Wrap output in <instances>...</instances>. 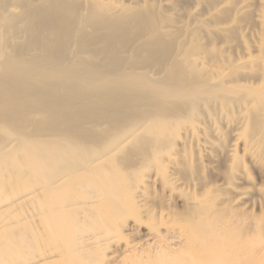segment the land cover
<instances>
[{"label": "bare ground", "instance_id": "obj_1", "mask_svg": "<svg viewBox=\"0 0 264 264\" xmlns=\"http://www.w3.org/2000/svg\"><path fill=\"white\" fill-rule=\"evenodd\" d=\"M117 262L264 264V0H0V264Z\"/></svg>", "mask_w": 264, "mask_h": 264}, {"label": "rangeland", "instance_id": "obj_2", "mask_svg": "<svg viewBox=\"0 0 264 264\" xmlns=\"http://www.w3.org/2000/svg\"><path fill=\"white\" fill-rule=\"evenodd\" d=\"M248 162V161H247ZM248 164V166H251V164L250 163H247ZM251 171V174L253 175L252 177H251V179H253V182L255 183V184H259L260 186H261V184L263 183V181L261 180V178L259 177V175L257 174V173H255L252 169L250 170ZM254 174H253V173ZM256 180V181H255ZM246 185H250V184H244V185H242V186H246ZM176 208H175V207ZM173 207H174V209H175V211H179V212H181L182 210H183V207H182V204H181V202L180 201H176L175 202V205H173ZM179 209V210H178ZM260 209V210H259ZM254 212H256L257 214H260L261 212H262V210H261V208H255V211ZM172 238H171V237ZM170 236H167V238H169L168 240L169 241H167V246H172L171 248L172 249H178L179 248V246H180V243L178 244V241L173 237V235H170ZM171 239H174V240H171ZM152 239H149L148 241H150V242H148V241H145L144 243H146V244H144V245H148L149 243L150 244H152V241H151ZM173 243H175V244H173ZM149 244V245H150ZM170 244V245H169ZM177 246V248H173V247H176ZM116 264V263H115ZM117 264H120L119 262H117Z\"/></svg>", "mask_w": 264, "mask_h": 264}]
</instances>
